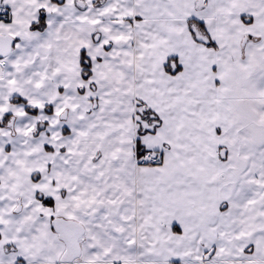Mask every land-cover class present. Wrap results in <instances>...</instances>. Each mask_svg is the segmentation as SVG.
I'll return each instance as SVG.
<instances>
[{
    "label": "snow or ice",
    "instance_id": "snow-or-ice-1",
    "mask_svg": "<svg viewBox=\"0 0 264 264\" xmlns=\"http://www.w3.org/2000/svg\"><path fill=\"white\" fill-rule=\"evenodd\" d=\"M0 264H264V0H0Z\"/></svg>",
    "mask_w": 264,
    "mask_h": 264
}]
</instances>
